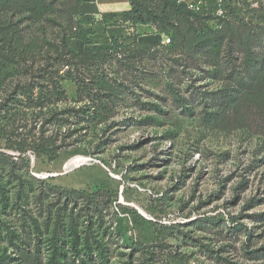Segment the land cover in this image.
I'll return each instance as SVG.
<instances>
[{
	"label": "rangeland",
	"instance_id": "obj_1",
	"mask_svg": "<svg viewBox=\"0 0 264 264\" xmlns=\"http://www.w3.org/2000/svg\"><path fill=\"white\" fill-rule=\"evenodd\" d=\"M142 69L152 73L107 124L86 128L71 117L62 130L73 134L58 158L27 153V196L17 200L20 172L0 166V264H53L56 246L71 255L75 244L82 256L90 247L89 264H264V134L254 111L249 129L220 105L222 93L203 102L216 85L202 69L170 85L160 63ZM63 86V108L79 105L76 84ZM23 111L0 93V128ZM0 144L18 155L5 148L1 129ZM42 181L101 189L102 210L43 194Z\"/></svg>",
	"mask_w": 264,
	"mask_h": 264
},
{
	"label": "trees",
	"instance_id": "obj_2",
	"mask_svg": "<svg viewBox=\"0 0 264 264\" xmlns=\"http://www.w3.org/2000/svg\"><path fill=\"white\" fill-rule=\"evenodd\" d=\"M85 1L0 0V93H7V99L24 108L23 117L0 128L5 148L18 153L0 151V166L20 172L17 200L32 189L24 178L29 172L27 153L58 158L67 147L66 138L73 134V130H62L71 117L78 124L86 122V128L107 124L132 86L152 73L142 69L148 60L161 64L167 84L178 74L202 69L206 75L201 78L216 85L202 93V101L222 93L220 105L240 114L237 120L249 129L254 124L248 111H254L264 134V45L259 47L264 42L262 1L219 0L217 6L201 2L191 8L183 0H130L132 7L122 22L132 28L149 24L170 41L142 42L134 34L128 42L113 38L108 46L90 40L93 30L80 20ZM65 80L76 84L74 102L79 105L63 108L68 101ZM213 109L210 116H215L217 108ZM29 119L33 125L28 128ZM42 187L43 194L55 190L68 201L82 202L87 210H102L101 189L90 193L43 181ZM55 248L53 264H69V257L76 264L93 260L89 246L84 256L77 244L71 255Z\"/></svg>",
	"mask_w": 264,
	"mask_h": 264
},
{
	"label": "crops",
	"instance_id": "obj_3",
	"mask_svg": "<svg viewBox=\"0 0 264 264\" xmlns=\"http://www.w3.org/2000/svg\"><path fill=\"white\" fill-rule=\"evenodd\" d=\"M187 3L195 1L205 2L217 6L219 0H183ZM130 0H86L83 3V14L80 20L87 29H92L90 40L101 46H108L113 38L131 41L133 35L142 42L165 41L167 36L158 32L149 24H138L132 28L128 23H123L122 18L126 11L131 9Z\"/></svg>",
	"mask_w": 264,
	"mask_h": 264
},
{
	"label": "built area",
	"instance_id": "obj_4",
	"mask_svg": "<svg viewBox=\"0 0 264 264\" xmlns=\"http://www.w3.org/2000/svg\"><path fill=\"white\" fill-rule=\"evenodd\" d=\"M201 4V2H197V3H189V7L191 8H198V6ZM170 41V38L167 37V39L164 41V43H168Z\"/></svg>",
	"mask_w": 264,
	"mask_h": 264
}]
</instances>
